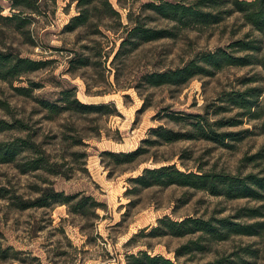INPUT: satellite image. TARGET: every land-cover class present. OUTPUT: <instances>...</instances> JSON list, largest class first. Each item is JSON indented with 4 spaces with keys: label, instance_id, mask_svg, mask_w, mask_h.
Here are the masks:
<instances>
[{
    "label": "rangeland",
    "instance_id": "rangeland-1",
    "mask_svg": "<svg viewBox=\"0 0 264 264\" xmlns=\"http://www.w3.org/2000/svg\"><path fill=\"white\" fill-rule=\"evenodd\" d=\"M111 1L121 18L111 17L101 0L98 9L86 5L94 17L71 30L68 25L80 14L77 0H0V53L13 63L20 57L42 62L37 70L0 78V142L35 143L15 161L0 162V264H128L127 256L140 251L176 263L264 264V226H257V235H236L211 244L210 251L177 256L181 245L199 235L167 234L160 222L166 216L221 218L256 208L264 213V201L132 180L147 167L169 163L186 172L264 175L262 122L228 100L231 93L264 89L261 66L210 67L211 73L185 84L149 80L152 73L176 70L258 32L240 12L187 27L148 6L179 0ZM138 16L170 36L125 41ZM64 90L83 103L106 107L75 106L52 114L44 102L67 104ZM137 149L130 163L114 157ZM38 158L45 167L31 169ZM52 187L82 195L71 203L30 206ZM82 196L93 199L73 212Z\"/></svg>",
    "mask_w": 264,
    "mask_h": 264
},
{
    "label": "trees",
    "instance_id": "trees-1",
    "mask_svg": "<svg viewBox=\"0 0 264 264\" xmlns=\"http://www.w3.org/2000/svg\"><path fill=\"white\" fill-rule=\"evenodd\" d=\"M29 2L30 0H22ZM35 1V0H34ZM37 1V0H36ZM80 8V14L75 16L68 28L76 30L89 22L93 17L90 14V9L86 5L94 4L95 9H98V1L101 0H77ZM107 13L111 17L121 18V13L117 10L111 0H104ZM22 5V4H21ZM24 5V4H23ZM157 14L176 23H181L184 26H198L219 23L223 20V13L232 14L240 12L243 15L245 22L258 32V36L251 37L247 34L245 38L238 39L232 42L229 47H220L216 51L209 52L202 57L191 60L185 66L176 70H170L159 73H152L149 80L153 85L163 84H185L197 76L205 73H211V68L215 70L222 69L227 66H248L258 65L262 68V79L264 80V0H196L188 2V0L165 1L161 3L148 4ZM223 8V10H222ZM32 10L36 11V8ZM16 17H21L16 14ZM140 16L133 21L128 27V36L125 41H130L131 38H138L139 43L157 40L166 36V30H160L148 27ZM10 18H14L13 16ZM132 21V20H131ZM123 25V24H121ZM124 41V43H125ZM119 53V52H118ZM118 53L116 57L118 56ZM72 61V69L75 67L74 60ZM76 62V61H75ZM39 61L30 58H18L16 63H13L9 54L0 53V78H6L7 75L19 76L23 75L27 70H37L41 67ZM84 65H89L84 62ZM73 71V70H71ZM254 91V92H253ZM264 89L254 87L240 92L231 93L228 100L236 107L244 109V113L251 115L255 119L262 122L264 133V100L262 96ZM75 97L74 99H72ZM62 101L65 105L46 101L45 106L50 109L52 114L61 113L72 107H82L84 109H103L106 105L96 106L86 104L80 101L75 93L68 90L63 91ZM201 124H199L200 126ZM201 127V126H200ZM161 135V134H160ZM167 137V136H165ZM168 134V140L169 138ZM23 145L15 142H0V162H13L16 157L22 152L35 147L26 139H23ZM108 154L115 155L112 152ZM139 149L114 157L123 158V163H130L137 159ZM263 155L261 151L255 156ZM58 165L57 162L54 163ZM43 158H38L33 161L31 169L44 168ZM134 182H139L144 186L152 185H171L178 184L181 186H190L198 189H204L214 195H224L229 198H254L264 201V175L251 173L245 177L227 172H206L197 173L194 171H182L175 164H164L159 167H147L144 172L135 178ZM82 194L71 196L65 195L63 192L56 191L52 187L49 192L39 197L38 200L30 206H49L56 203H71L78 199ZM91 196H82L81 200L72 206L73 212H81L87 207ZM94 205H101L97 201H93ZM27 205H24L25 207ZM248 216L253 219L264 217V213L260 209H250L249 212H239L237 215H228L221 218L211 217H186L182 221H176L166 216L160 220L161 225L167 227V234L175 236L199 235L197 239H192L189 242L181 245L177 249V256H181L186 252L195 250L210 251L211 244L215 242H226L236 235H257L259 230L257 226H264V221L254 223H243L239 221V217ZM158 230V229H157ZM128 264H191V263H176L170 258L163 255H151L147 251H140L138 254L127 256ZM235 261L225 263L220 259L199 262L196 264H232Z\"/></svg>",
    "mask_w": 264,
    "mask_h": 264
}]
</instances>
